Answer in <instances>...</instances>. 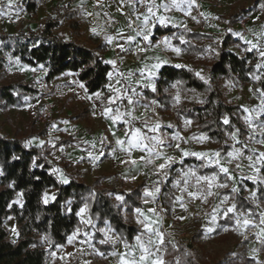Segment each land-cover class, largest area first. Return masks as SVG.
<instances>
[{"label": "trees", "instance_id": "16d2710c", "mask_svg": "<svg viewBox=\"0 0 264 264\" xmlns=\"http://www.w3.org/2000/svg\"><path fill=\"white\" fill-rule=\"evenodd\" d=\"M43 0H22L25 10L35 15ZM64 11L67 23L75 35L82 30L75 11L68 10L66 5L59 7ZM38 29L21 30L14 34H0V105L4 108L23 106L25 97L40 93L31 81H15L4 78L10 60L30 67H45L48 83L57 76L67 72H76L78 79L84 83L88 93L107 91L111 65L105 57L107 43L98 41L94 45L77 40H67L58 36L54 29L60 25L59 17L53 13ZM249 12L241 6L228 17V24L233 25L238 17ZM162 35L171 36L175 45L184 49L189 55H202V66L211 80L202 78L194 68L187 66L164 65L159 71L157 89L146 90L145 94L159 101L160 111L175 115L178 122L190 119L197 127L198 133L206 134L223 154L233 149V134L238 131L241 140L245 139L248 129L245 123V111L234 103L218 82L220 78L229 81L238 80L249 83L256 72L254 62L257 51L243 50L242 54L230 49V46L244 47L240 39L230 32H225L221 41H216L212 34L201 31L179 29L171 25L156 24L152 35L156 39ZM184 35L186 41L179 39ZM258 84L264 90V70ZM176 92L188 94L199 92L202 96L195 100H178ZM51 122L39 125L35 118L15 137L0 132V264H54L58 258L50 261L51 252L63 247L77 230H91L93 224L80 220L79 210L85 206L93 222L99 228L109 222L110 227L119 235L120 240L131 244L141 228L133 221L132 213L141 206V189L145 182L133 186L130 191L105 187L102 177H97L92 184L70 177L63 182L52 164L47 160L51 149L48 144L42 147L28 145L32 137L47 135ZM264 141V133L262 135ZM191 167L198 174H216L222 185L221 194L227 195L237 211L248 212L256 223L264 227V161L261 165V180H243L239 189L232 185L229 175L222 172L217 165H208L204 160L193 156L185 158L173 166L172 173ZM173 175L168 179L160 197L165 208V215H170L174 201ZM49 189L56 191L54 198L46 202L44 196ZM254 190L257 195L255 203L247 195V190ZM21 194L23 203L15 202ZM124 196L117 205L114 196ZM124 208L127 216L124 215ZM15 217L18 237L10 239L5 227L8 217ZM234 225L232 213L219 220V227L214 231L221 232L223 226ZM202 230L195 234L199 240ZM94 244L100 252L110 253L114 245L96 230ZM249 239L244 240V247L236 254L240 264H258L248 255ZM48 245V246H47ZM175 246L166 241L164 264H210L204 255L199 258L187 252L179 243ZM264 255V243L260 247ZM103 264H108L103 257ZM212 264H227L224 259H216Z\"/></svg>", "mask_w": 264, "mask_h": 264}, {"label": "rangeland", "instance_id": "374dc122", "mask_svg": "<svg viewBox=\"0 0 264 264\" xmlns=\"http://www.w3.org/2000/svg\"><path fill=\"white\" fill-rule=\"evenodd\" d=\"M79 1L82 2L78 7L86 31L94 26L101 28L100 33L90 34L91 38L90 35H84L83 42L88 44L99 38L113 41L118 37L116 31L123 26L125 32L129 29L133 41L146 47L148 53L159 51L164 56V62L194 68L202 78L208 80L211 78L202 66V55H189L174 44L170 35L153 39L156 24L205 32L212 34L216 41H221L228 31L244 44L241 48L237 45L230 46L231 50L239 54L245 49L257 51V60L254 62L256 72L249 83L229 81L225 78L216 81L227 96L245 111L244 119L248 129L245 139L241 140L238 131H235L231 141L233 149L227 154H222L215 148L214 142L206 134L198 133L189 120L184 121L181 129H175V126L164 127V134L172 138L171 133L177 131L179 142L188 149L189 155L197 153V156L204 158L208 164L218 165L228 173L236 189H239L243 180H261L260 170L264 161V90L260 88L258 80L264 70V0H43L35 16L25 10L22 0H0V34L39 27L53 8L56 9L54 17H60L63 11L59 10V7L72 3V8H75ZM241 6L249 9V12L238 17L233 25H229L227 17ZM62 21L65 23L64 18ZM179 39L186 41L184 35H180ZM125 52L127 50L122 51L120 55ZM10 61L11 64L5 71V79L31 81L43 91L26 96L23 106L4 108L0 105V132L15 137L18 131L23 132L31 121L38 118L41 111L51 106L52 103L47 97L53 96L55 91L47 88L45 67L30 68L16 60ZM176 95L179 101L195 100L202 96L199 92H176ZM122 100L123 102L119 99L116 104L125 105L127 99ZM152 111L150 113L153 115ZM161 129L159 127L157 131L154 127L147 133L157 137L156 134H161ZM163 143L169 144V141L160 136L154 146ZM184 175V185L177 187V211L174 221L170 222L164 216V208L159 203L155 206V212L160 218L156 231L161 232L173 243L189 242L197 245L200 249L197 252L203 251L210 263L221 258L227 264H240L236 254L243 249L244 240L250 238L248 254L255 257L258 264H264L263 255L259 252V247L264 242V228L255 224L248 212L235 211L234 202L221 194L222 185L217 181L216 175L197 176L192 170H187ZM53 195L52 191H48L44 196L45 201L48 202ZM247 195L257 202L254 190L248 189ZM120 199L118 196L117 202ZM15 202L21 205L20 194ZM228 212H232L234 225H225L220 233H213L219 218L226 216ZM10 217L6 219L5 227L10 239L15 241L18 237L16 222L13 216ZM199 230L203 231V235L197 241L193 237ZM105 233L112 240L110 230ZM114 245V252L105 255L109 263L132 264L130 257L133 247L125 246L116 239ZM162 249V241L153 243L154 253L158 254ZM102 255L94 245L92 231L78 230L65 246L51 252L50 261L58 257L59 262L55 264H102L99 258Z\"/></svg>", "mask_w": 264, "mask_h": 264}, {"label": "crops", "instance_id": "0c3cea01", "mask_svg": "<svg viewBox=\"0 0 264 264\" xmlns=\"http://www.w3.org/2000/svg\"><path fill=\"white\" fill-rule=\"evenodd\" d=\"M80 5H82L80 1L75 8H72V3L66 4L68 10L76 12L82 34L75 35L73 33L62 10L63 13L59 17L60 25L54 29L58 36L67 40L83 42L84 35L101 32V28L97 26L86 31L81 21L83 16H80L81 11L78 7ZM51 14L52 11L49 15ZM62 18L65 19V23H63ZM39 27L32 29H38ZM127 30L125 32L123 26L118 29L116 31L118 37L113 41H104L99 38L92 43H88L94 45L96 42L101 41L108 45L105 57L111 65L110 81L107 88L109 95L105 96L103 91L93 94L88 93L84 83L78 79L76 72L73 71H67L57 76L50 83L46 81L47 88L53 92L55 91L53 96L47 97V100L52 103L51 106L61 110V118L51 123L46 136L32 137L29 139L30 141L27 140V144L39 147L45 144L49 145L51 151L47 156V160L52 164L58 177L65 183L70 181V177H74L92 184L97 177H102V183L105 187L117 188L127 192L133 186L145 182L141 189V206L135 208L132 213L133 221L140 226L141 232L135 236L131 244L120 240L119 235L110 227L109 222L98 228L85 206L79 210L80 220L85 224H93V227L91 230H81L92 231V236L96 230H99L113 245L116 239L125 246H132L133 250L130 257L132 264H164L166 241H170L176 247V243L166 238L161 232L156 231L160 225V218L155 212V206L159 203L163 207L160 203V197L165 184L173 175L174 201L172 212L170 215H165V212H163L164 216L170 222H173L177 211V187L184 185L186 176L184 173L187 170H192L197 176L216 174L201 175L191 167L179 170L178 173H172V168L176 163H181L187 157L198 156L197 153L189 155L188 149L183 147L181 141L179 142L177 131L171 133L172 138L165 135L164 127L174 128L175 126V129H181L184 121L189 120L193 125L194 123L190 119L178 122L175 115L161 112L159 101L149 98L145 94L148 89L151 91L157 89L159 71L162 66L169 63L163 61L164 56L159 51L148 53L146 47L144 48L133 41L129 29ZM89 38H91V35ZM125 50L127 52L120 55ZM42 92L40 90V93ZM119 99H121V102H123L122 99H127L126 104H116ZM150 111L153 112V115ZM166 117L167 119H165ZM42 123L44 122L39 121V125ZM154 127L157 131L159 127L162 128L161 134H156L157 137L147 133L149 130H153ZM160 136L167 138L169 144L163 143L154 146ZM198 158L208 164L204 158ZM221 171L225 172L222 169ZM48 191H52L54 194L48 200L51 201L56 191L53 189ZM118 196L121 197L119 202L116 200ZM123 198L122 194L114 196L117 205L121 204ZM235 211L237 210L235 209ZM230 213L232 212H228L226 216ZM124 215L127 216L125 208ZM224 217L221 216L219 220ZM219 220L217 227H219ZM255 224L259 225L256 222ZM104 230H110L112 240L106 236ZM214 231L213 233H215ZM248 239L250 241V238ZM158 240L163 242V249L157 254L153 252L152 247L153 243ZM114 250L115 245L114 249L108 254H111ZM108 254L103 253L102 257L110 264L108 259L105 258V255ZM260 254L262 253L260 252ZM201 255H204L203 251H200V253L195 252V257L199 258ZM57 262H59V258Z\"/></svg>", "mask_w": 264, "mask_h": 264}, {"label": "built area", "instance_id": "2783aa9c", "mask_svg": "<svg viewBox=\"0 0 264 264\" xmlns=\"http://www.w3.org/2000/svg\"><path fill=\"white\" fill-rule=\"evenodd\" d=\"M62 114L61 110L57 107L49 106L38 114L40 122H51L56 120ZM181 244L189 253L195 255L199 247L193 243L183 242Z\"/></svg>", "mask_w": 264, "mask_h": 264}]
</instances>
